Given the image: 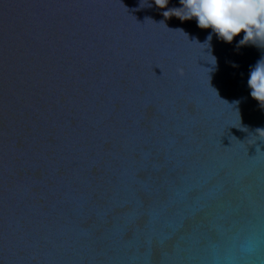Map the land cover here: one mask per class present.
<instances>
[{"label":"water","instance_id":"1","mask_svg":"<svg viewBox=\"0 0 264 264\" xmlns=\"http://www.w3.org/2000/svg\"><path fill=\"white\" fill-rule=\"evenodd\" d=\"M179 7L0 0V264H264V48Z\"/></svg>","mask_w":264,"mask_h":264},{"label":"clouds","instance_id":"2","mask_svg":"<svg viewBox=\"0 0 264 264\" xmlns=\"http://www.w3.org/2000/svg\"><path fill=\"white\" fill-rule=\"evenodd\" d=\"M153 3L166 8L168 0H153ZM179 3L181 7L163 12L164 17L174 15L181 21L194 18L200 29H211L209 42L212 33L226 43L243 33L238 46L251 44L264 48V0H179ZM247 86L251 98L264 108V57L251 68ZM255 135L264 138V128H257Z\"/></svg>","mask_w":264,"mask_h":264}]
</instances>
